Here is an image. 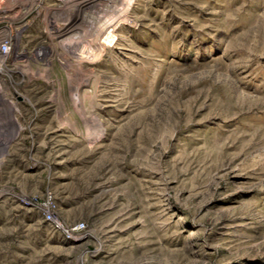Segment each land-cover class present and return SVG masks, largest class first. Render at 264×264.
Masks as SVG:
<instances>
[{
    "label": "rangeland",
    "instance_id": "1",
    "mask_svg": "<svg viewBox=\"0 0 264 264\" xmlns=\"http://www.w3.org/2000/svg\"><path fill=\"white\" fill-rule=\"evenodd\" d=\"M79 1L0 0V264H264V0Z\"/></svg>",
    "mask_w": 264,
    "mask_h": 264
},
{
    "label": "built area",
    "instance_id": "2",
    "mask_svg": "<svg viewBox=\"0 0 264 264\" xmlns=\"http://www.w3.org/2000/svg\"><path fill=\"white\" fill-rule=\"evenodd\" d=\"M5 30L0 29V70H2L3 66L8 65L6 64L7 55L15 50L14 34L5 32ZM1 61H3L5 64H2ZM3 89L4 88L2 87V84L0 82V92H2ZM42 205L43 214L47 217V219L53 220L57 226L61 225V223L55 217L56 206L55 204H53V196L51 193L46 194L45 200L44 202H42Z\"/></svg>",
    "mask_w": 264,
    "mask_h": 264
},
{
    "label": "bare ground",
    "instance_id": "3",
    "mask_svg": "<svg viewBox=\"0 0 264 264\" xmlns=\"http://www.w3.org/2000/svg\"><path fill=\"white\" fill-rule=\"evenodd\" d=\"M96 0H80L79 3L82 4L84 7L87 6L89 7L92 3H94ZM131 1V0H130ZM86 7V8H87ZM116 17V16H115ZM117 21V20H116ZM116 23V22H115ZM118 24V23H117ZM118 26L115 27V29L117 28ZM63 27H59V29L57 30V36L60 35V33H62L63 31ZM113 31V29H112ZM112 31L109 30L107 32V35L105 36V45L107 46H112L113 45V39L114 37L112 36H115L114 34H112ZM87 48V49H86ZM92 48V47H91ZM93 49H90L89 46H85L84 49H80L79 48V51H76L75 50L73 51V53L76 55V57H78V59H80L81 61H95L99 58L98 57H94L92 58V55H93ZM19 52L15 49L13 50V52H11L9 55H7V58H6V64H9L11 62H13L16 58H18V54ZM94 56V55H93ZM2 58V57H1ZM2 64H5L3 61H1ZM9 132V131H8ZM92 133V132H90ZM89 134V133H88ZM14 135H12V132L10 135H8V139H11L13 138ZM82 237H77V239H81Z\"/></svg>",
    "mask_w": 264,
    "mask_h": 264
}]
</instances>
